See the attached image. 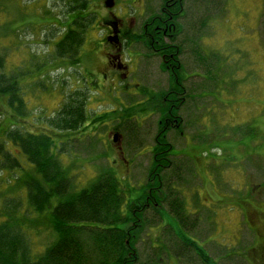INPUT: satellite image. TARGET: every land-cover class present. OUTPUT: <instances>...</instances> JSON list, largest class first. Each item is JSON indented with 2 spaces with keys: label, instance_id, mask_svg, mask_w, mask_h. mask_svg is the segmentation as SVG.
I'll return each instance as SVG.
<instances>
[{
  "label": "rangeland",
  "instance_id": "rangeland-1",
  "mask_svg": "<svg viewBox=\"0 0 264 264\" xmlns=\"http://www.w3.org/2000/svg\"><path fill=\"white\" fill-rule=\"evenodd\" d=\"M85 1L87 9H83ZM141 1L144 4L136 2L139 8L135 11L125 5L112 12L122 19L136 16L142 20L130 23L139 34L163 2ZM104 2L0 0V57L4 62L12 57L16 62L26 59L18 69L6 65L5 73L20 81V89H29L26 99L36 95L31 94L32 86L40 90L39 102L32 100L31 113L25 118L11 111L0 96V130L17 124L38 135L40 127L45 131L42 135L47 134L54 142L52 152L67 172L70 191L88 189L100 175L112 174L129 203L141 196L149 181L155 139L165 109L155 95L169 88L170 77L162 71L161 59L143 44H133V40L131 51L125 50L120 57L130 68L128 78L123 75L126 73L96 64L105 52L98 24V17L107 13ZM185 2L188 14L178 20L182 32L174 39L176 45L181 44L178 62L188 71L184 75L185 101L180 105L179 129L165 135V143L172 146L171 166L162 168L161 176L163 190L172 183L189 217L179 227L169 199L160 202L159 209L173 211V215L164 214L159 227L172 226L175 231L179 227L186 239L204 243L218 264H247V250L264 243V0ZM75 6L92 19L82 21L89 24V30L76 57L80 64L72 66V59L58 58L54 49L66 31L61 22L69 19ZM78 94L87 97L88 116L108 119H90L86 131L72 135L67 152L61 153L62 139L48 134L43 126ZM114 134L118 136L116 143L112 140ZM7 148L23 169L11 170L7 168L11 161L0 158V225L11 221L10 233L30 245L32 257L37 258L57 240L50 215L62 199L54 198L45 214H36L22 185L35 178L34 168L18 148ZM151 213L148 219L152 225L161 222L158 218L153 221ZM149 231L146 225L140 230L136 264H149L159 248H166L162 264H201L198 259L189 262L192 253L184 251L183 259L178 261L168 232L161 229L157 239L155 232L159 229ZM80 236L81 243L90 245V234ZM228 253L231 259L219 260L221 254Z\"/></svg>",
  "mask_w": 264,
  "mask_h": 264
},
{
  "label": "trees",
  "instance_id": "trees-1",
  "mask_svg": "<svg viewBox=\"0 0 264 264\" xmlns=\"http://www.w3.org/2000/svg\"><path fill=\"white\" fill-rule=\"evenodd\" d=\"M87 6L85 1L83 9L85 7L87 9ZM73 12L75 13L73 22L70 23L71 19L61 22L65 24L66 31L56 45L54 54L60 59L69 57L74 61L72 65H76L80 61L75 57L79 55V50L89 30V24H83L82 21L92 19V17L88 16V13L78 12L76 6L73 7ZM158 12H160V16L166 14L165 6L163 5ZM153 21H158L156 15L152 16L148 23L154 25ZM151 30L152 28H148L149 32ZM133 39L134 35L129 37V41ZM36 56L40 60L41 57ZM15 59V57L7 58L4 62V59L0 57V96L9 101V105L17 110L21 117L25 118L31 113L32 100L36 98L35 101L39 102L37 98H39L40 90L32 86L34 89L31 94L33 95L36 92V95H33L32 100L24 98L25 94L30 93L29 89H20L19 85L23 86L20 81L13 74L5 73L6 65L9 69L11 66L18 69L26 61V59L20 58L23 62L19 59L16 62ZM32 59H35V56ZM35 64L38 66L36 62ZM163 68H165V65H163ZM179 88L180 85L175 83L173 89L177 90ZM86 98L80 97V94L73 96L70 99V104L62 105L57 114L49 118L50 120L43 126L48 129V134L53 133V136L62 139L61 149L59 150L61 153L67 152V146L71 142L72 135H75L78 131H86L88 128L87 122L90 119L95 118L92 122L97 120L103 122L108 119L107 116L97 117L96 114L88 116ZM168 110L169 107L165 108L163 113ZM164 121L165 119L161 118L162 124H159L160 131L156 136V146L152 153L153 164L148 175L149 181L146 187L142 188L141 196L129 203H126V197L121 193L118 179L112 174L100 175L88 189L80 192L70 191L67 172L63 168L62 162L52 152L54 142L51 137L47 134L42 135L45 131L39 127L38 135H35L16 125L4 128L5 132L0 135V158L11 161L8 163L10 166H7V168L11 170L23 169L18 159L12 158L9 154L7 148L9 145L18 148L27 163L34 168L35 178L31 177L32 180L29 183L22 184L26 188L28 201L33 211L36 214L43 215L51 208V202L54 198L57 197L62 200L51 210L50 215L51 228L57 234V240L37 258L32 257L30 245L21 237H14L10 233L12 230L9 228V222L11 221L0 225V264H136L139 258L136 245L140 230L145 225L148 226L149 224L150 231L153 228L158 229L163 223V215L168 214L171 216L174 211V215H172L175 222L179 227H182L183 219L189 217L185 212L182 198L176 194L177 192L173 191L172 183L170 186L167 184L163 190L165 183L161 171L162 168H168L165 156L167 144L165 143L166 131L163 130L165 127ZM251 131L253 132L255 129L252 128ZM169 199H171L170 205L173 211L165 212L159 209L160 202ZM147 202H150V208L153 210L151 213L153 221L158 218L157 220H161V222L156 221L154 225L149 222V211L146 209L141 210ZM195 220H198V218ZM179 227L177 231L173 227H168V234L173 236L172 247L176 248V254L184 251L192 253V256H187L189 262L198 259L201 264H218V259L213 260L205 250L204 243L192 238L186 239ZM82 233L92 236L91 240L89 239L91 241L90 245L81 243L83 236L80 235ZM178 234H180V238ZM183 245L186 249L181 251ZM164 250L166 248L157 249L158 252L155 255L157 258L154 259L155 256H153L152 259H149V264H162L161 256L164 254ZM113 254L117 258H114ZM219 258V260L231 259L232 255L230 253L221 254ZM106 259L107 263H105ZM179 263L181 264V261Z\"/></svg>",
  "mask_w": 264,
  "mask_h": 264
},
{
  "label": "flooded vegetation",
  "instance_id": "flooded-vegetation-1",
  "mask_svg": "<svg viewBox=\"0 0 264 264\" xmlns=\"http://www.w3.org/2000/svg\"><path fill=\"white\" fill-rule=\"evenodd\" d=\"M136 2H139L138 4L141 3V5L144 4V2H142L141 0H132V2L129 0H105L103 7H105L104 9L107 11V13L104 15H100L98 17L99 18L98 24L101 28L100 32L101 34L103 33L101 44L103 48H105V52L102 53L104 55L103 60L101 58L100 61H98L96 64H103L108 69L114 68L117 73H122V72L126 73L123 75L125 78H128V76H130V68L121 62L120 57L121 55L125 54L124 52L125 50L131 51L129 45L131 44L130 42L132 40L129 41V37L132 35H134L133 44L141 43L150 52V54H153V56H158L161 59V69L163 72L169 74L170 82H169V88L163 91L159 96L155 95V97H156L157 102L159 101L160 106L163 105L164 108L169 107V110L164 112V115L162 116V118L165 119L164 121L165 127L163 130L166 132H170L174 128H178L180 124L178 121L181 119V117H179V114L181 112L180 109L182 108V106L180 105L185 101L184 100V95H185L184 83H186L187 81L185 80L184 75L186 74V72L188 73V71L184 69L183 65H181L180 62H178L179 60L178 57L181 54V47H180L181 44L176 45L174 39L177 40L179 34H181L182 32V29H181V26L178 20L181 18L182 19L185 18L188 14L186 10V6H185L186 2L185 0H163L162 6L163 5L165 6L167 13L164 14L163 16H160V12L153 14L152 16L156 15V17L158 18V21H153L154 25H152L151 23H148V21L147 23L144 22L146 24L142 26L140 34L135 31L134 26L130 27V23L134 25L135 24L134 22H136V20H139L137 19L136 16L135 18L128 17L126 19H122L120 18V16H117L112 13L113 11H115V9L117 10L118 6H125V5L129 8H132L135 11L136 9L139 8V7H136L138 5V4L135 5ZM74 14L75 13H72L70 14V16H68V18L71 19V21L69 20L70 23L75 20V16H73ZM139 21H142V20H139ZM200 26L202 28V22L200 23ZM148 28H152V30L149 32ZM200 38H202V32H200V35L198 36L199 40ZM59 40L56 41V45L60 42ZM147 42L150 45H147L148 44ZM56 45H55V48H56ZM54 51L56 50L54 49ZM200 52H201V49L199 45L198 54H200ZM71 63L73 64L74 61L72 60ZM78 64H80V62L77 63L76 65ZM163 65H165V68H163ZM104 75L106 76V74ZM175 83L180 85L181 89L180 88L177 90L173 89V86ZM160 96H162V98H160ZM4 103L11 111L17 113L19 115L18 117H21L18 111L9 105V101H6V99H4ZM159 124H162V122L160 121ZM14 125L18 126L17 124H14ZM4 130L3 132L2 130H0V135H3V133L5 132ZM114 136H117V135L114 134L112 138L114 143H116L117 141L114 140ZM166 144H167V152L165 155L166 160H167L166 166H171V161L169 160V157L171 156L170 153L172 151V146H170L168 143ZM155 146H154V149H155ZM150 206H151L150 202H147V204H144L142 206L141 210L146 209L147 211H150L152 210ZM148 227H150L149 224H148ZM168 227L170 226H161V228L159 227L158 228L159 231L155 232V236L157 235L158 237V234L161 232V229L164 230L165 232H168L169 231ZM155 230L156 228H153L152 231H155ZM170 236H171V239L173 240L172 234H170ZM157 239H159V237ZM184 249L186 248L183 245L181 248V251ZM177 254L179 253L177 252ZM177 254L173 253V255L177 258V260L183 259L182 252H181V255L180 254L177 255ZM247 258L249 259V263L246 261L247 264H264V243L259 245L256 249L249 248L247 250Z\"/></svg>",
  "mask_w": 264,
  "mask_h": 264
},
{
  "label": "water",
  "instance_id": "water-1",
  "mask_svg": "<svg viewBox=\"0 0 264 264\" xmlns=\"http://www.w3.org/2000/svg\"><path fill=\"white\" fill-rule=\"evenodd\" d=\"M114 140L117 141V136H114Z\"/></svg>",
  "mask_w": 264,
  "mask_h": 264
}]
</instances>
